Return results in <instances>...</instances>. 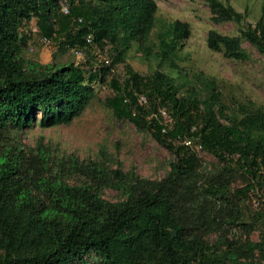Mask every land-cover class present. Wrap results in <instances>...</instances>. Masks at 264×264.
<instances>
[{"label":"trees","instance_id":"obj_1","mask_svg":"<svg viewBox=\"0 0 264 264\" xmlns=\"http://www.w3.org/2000/svg\"><path fill=\"white\" fill-rule=\"evenodd\" d=\"M206 1L215 22L246 18L227 1ZM261 11L241 36L210 30L209 49L247 60L244 38L264 53V0ZM157 12V0H0V264H90L89 253L103 264H263L244 258L260 251L264 260V211L258 241L210 243L206 235L236 223L256 229L243 221L241 196L250 184L232 191L227 174L236 168L264 184V109L250 103L230 113L214 77L201 72L183 93L184 85L162 70H181L176 57L190 36L187 23L163 27L151 76L129 70L125 83L113 78L114 93L106 99L117 119L149 131L174 155L165 177L126 171L105 150L80 159L53 153L44 139L22 141L32 125H68L81 116L95 98L94 84L114 74L133 43L152 53L147 43ZM32 19L60 50L88 54L86 65L26 60L21 27ZM109 44L111 56L95 53ZM200 152L217 158L220 168L202 171ZM76 176L80 182L71 183ZM105 189L122 199L103 197Z\"/></svg>","mask_w":264,"mask_h":264},{"label":"rangeland","instance_id":"obj_2","mask_svg":"<svg viewBox=\"0 0 264 264\" xmlns=\"http://www.w3.org/2000/svg\"><path fill=\"white\" fill-rule=\"evenodd\" d=\"M229 2L238 11L246 13L241 24L235 22H215L212 20L210 4L206 0H157V22L151 32L147 46L152 49L148 54L138 42L133 43L127 52L126 60L116 67L114 74H110L105 82L94 84L95 98L85 110L68 125H57L43 128L39 124L25 128L22 141L28 145H35L44 139L57 155L75 154L80 159H95L105 150L107 157L119 160L124 170L134 169L140 176L150 179H161L170 170V162L174 155L158 143L147 130H141L128 119L119 120L106 99L113 95L111 80L116 78L121 83L129 79V70L139 73L143 77L151 76L158 68L159 33L164 26L176 20L187 23L190 36L183 40V46L178 52L176 62L181 70L164 65L162 70L176 77L177 83L184 85L185 93L191 88L198 74L212 76L218 83L222 100L229 108V112H237L240 105L253 103L255 108L264 109V53L260 52L249 41L242 38V46L249 53L247 60H236L225 56L223 51H213L207 46V36L210 30H216L224 35L241 36V29L254 26L261 17L263 0H222ZM23 34L22 55L26 60L47 64H66L68 62L86 65L88 54L79 50H60L55 41H43L38 34L36 19L24 21L21 27ZM112 45L104 49L95 47V53L102 57L111 56ZM94 53V54H95ZM102 53V54H101ZM113 54V53H112ZM203 160L202 171H214L220 164L213 155L200 152ZM231 177V190L235 191L250 184L245 196H241L243 221L255 226V230L247 232L240 223L228 224L224 229L211 230L206 239L210 243L220 240H236L241 244L246 241H258L262 222L260 213L264 211V184L253 180L245 172L232 168L228 174ZM82 177L70 179L71 183L80 182ZM103 197L117 201L122 199L117 191L105 189ZM225 247V246H224ZM90 264H103L96 253L86 256ZM246 261L262 262V254L255 251Z\"/></svg>","mask_w":264,"mask_h":264},{"label":"built area","instance_id":"obj_3","mask_svg":"<svg viewBox=\"0 0 264 264\" xmlns=\"http://www.w3.org/2000/svg\"><path fill=\"white\" fill-rule=\"evenodd\" d=\"M64 11H65V12H68V9H67L66 7H64ZM43 41L48 42V41H50V40L47 39V38H43ZM88 41H89V42L92 41V37H91V36L88 38ZM105 62H106L107 64H109V63H110V58H106V59H105ZM139 101H140V103H145V102H146V97H145L144 95H142V96L140 97ZM162 114H163L164 118H165L167 121L171 120L170 116L166 113L165 110H162ZM186 143H187V144H190L191 141H186Z\"/></svg>","mask_w":264,"mask_h":264},{"label":"water","instance_id":"obj_4","mask_svg":"<svg viewBox=\"0 0 264 264\" xmlns=\"http://www.w3.org/2000/svg\"><path fill=\"white\" fill-rule=\"evenodd\" d=\"M173 233H174L175 236L177 235V232L176 231H174Z\"/></svg>","mask_w":264,"mask_h":264}]
</instances>
